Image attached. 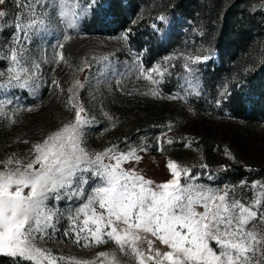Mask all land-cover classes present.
<instances>
[{"label": "rangeland", "instance_id": "rangeland-1", "mask_svg": "<svg viewBox=\"0 0 264 264\" xmlns=\"http://www.w3.org/2000/svg\"><path fill=\"white\" fill-rule=\"evenodd\" d=\"M121 1L127 7L123 28H118L108 13L106 0H94L90 8L86 7L89 0H79L86 14L80 17L75 29H67L53 13L51 30L42 38L33 39L29 45L32 54L38 56L42 49L46 50L49 60L53 46L63 42L69 63H41L39 87L35 90L0 89V100L12 99V104L6 106L8 114L19 109L15 124L0 117V159L12 153L25 156L31 143L74 119L73 111L66 107L67 89L78 79L84 85L78 89V102L94 118L84 130L90 151H103L113 144L121 151L130 147L144 149L137 152L139 161L133 160L124 167L135 168L146 179L159 184L171 179L167 168L171 159L189 167L197 177L196 183L213 188L236 186L235 196L250 201L256 191L252 183L264 182V0H242L236 5L234 0H222L215 5L212 0H184L182 5L194 10L193 17L185 16L178 0ZM132 3L136 6L127 12ZM200 4L206 10L199 11ZM230 4L237 9L241 24L253 20L256 26H250L252 36L248 43L241 45L230 59L226 58L230 61L226 62L225 72L211 83L215 96L204 101L197 88V63H190L187 58L209 56L198 63H219L216 33L224 9ZM0 11L8 13L10 24L17 8L13 0H5ZM161 15L165 20L159 19ZM95 18L98 25L91 29L89 24ZM12 31L5 26L0 32V47H8ZM66 33L71 39L65 42ZM186 63L194 69L193 73L186 70ZM138 65L145 69L161 65L167 71L163 77H157L159 84L152 85L137 78ZM7 66L8 62L0 58V71H6ZM81 67L83 71L78 70ZM239 70L244 71L241 76L237 74ZM174 75L179 82L171 81ZM54 79L60 82L63 92L52 85ZM149 89L158 90L159 98L142 94ZM234 91L242 93L250 108L248 114L238 116L231 112L227 103ZM172 96L180 98H168ZM254 106L258 110L252 114ZM29 108L32 111L26 110ZM169 139L173 143H167ZM24 140L29 143H23ZM228 165H242L248 171L230 175L223 170ZM242 181L246 182L243 187ZM70 204L62 201L58 207L64 210ZM68 228L66 216L61 217L52 239L42 246L56 256L92 260L94 264H110L111 257L98 258V252H115L121 264H135L120 254L113 242L90 249L83 248V242L77 245L73 236L64 235ZM256 228L264 225L257 221ZM140 247L147 250V243Z\"/></svg>", "mask_w": 264, "mask_h": 264}, {"label": "snow or ice", "instance_id": "snow-or-ice-1", "mask_svg": "<svg viewBox=\"0 0 264 264\" xmlns=\"http://www.w3.org/2000/svg\"><path fill=\"white\" fill-rule=\"evenodd\" d=\"M3 3L5 0H0ZM13 3L17 12L10 24L8 13L0 11V32L5 26L13 29L8 47H0V58L8 62L6 71H0V89L35 90L41 63L69 62L63 42L53 46L51 60L43 49L38 56L33 55L29 45L51 30L53 13L71 30L86 8L79 0ZM93 4L94 0H89L86 7ZM70 39L67 33L63 36L65 42ZM209 58L190 56L187 60L198 63ZM185 68L194 72L189 63ZM78 70L83 71V67ZM166 71L161 65L150 69L138 65L137 78L157 85V77ZM51 83L64 91L59 81ZM83 86L76 79L67 89L66 107L73 111L74 119L31 143L25 156L12 153L0 159V254L24 264H94L92 260L56 256L42 246L52 239L61 217L66 216L69 228L64 235L73 236L74 243L83 242L82 247L90 249L113 242L119 253L135 264H264V228H256L257 221L264 225V182L252 183L254 198L245 202L235 196L236 186L213 188L196 183L189 167L171 159L167 163L171 179L159 184L135 168L124 167L139 161L137 152L144 149L121 151L113 144L103 151H90L84 130L94 118L78 102V89ZM142 94L160 96L156 89ZM11 104L10 98L0 100V117L15 124L19 109L9 115L6 106ZM62 201L71 204L61 210L58 204ZM144 242L147 250L140 247ZM97 257H111L110 264H121L115 252L100 251Z\"/></svg>", "mask_w": 264, "mask_h": 264}, {"label": "trees", "instance_id": "trees-1", "mask_svg": "<svg viewBox=\"0 0 264 264\" xmlns=\"http://www.w3.org/2000/svg\"><path fill=\"white\" fill-rule=\"evenodd\" d=\"M240 1L242 0H234L233 4L236 5L240 3ZM220 2H222V0H212V5L218 4ZM106 3L108 5L107 11L115 19L117 27H125L127 20V7L125 8L121 0H106ZM182 3L184 4V0H178L177 5L180 7L181 10H183V13L185 12V16L193 17L192 13L194 10H192V8H190V6L188 5H182ZM194 3L196 4L197 2ZM135 6L136 5L132 3L130 7H128L127 12L133 10ZM233 8L234 7L232 6V4L226 6V9H224V15L222 16L216 33L215 45L220 55L219 63H212L208 65L197 63V88H199L201 100L204 101H207L215 96V91L213 89L214 86L211 85V83L225 72L226 62L230 61L229 59L232 56V53H237L239 51L240 46L248 43L250 37L252 36L250 26L252 27L254 25V21L251 20V22L249 23L241 24L240 20L236 17L237 14L235 12L237 11V9L234 8V13H231V11L233 12ZM198 10L203 11L206 10V8L204 9V5L200 4L198 6ZM235 24H238V27H236ZM97 25L98 21L96 18L89 24L91 29H95ZM254 26H256V24ZM171 38L174 39V35H172ZM227 57H229V61L226 59ZM243 72L244 71L239 70L237 72V74L239 73L238 76H241ZM249 74L250 73H248L247 75ZM245 75L246 72L244 76ZM171 81L173 83H177L179 82V77L174 75L171 78ZM257 92L258 91L256 90V93ZM227 104L229 105L231 112L238 116H244L250 111L249 105L242 99V93H240L239 91L233 92V94L228 98ZM257 110L258 109L254 106V108H252L251 110V113H256ZM247 169V167L242 165H228L223 168L224 172L230 175L246 173L248 171ZM0 264H24V262H18L15 258L0 254Z\"/></svg>", "mask_w": 264, "mask_h": 264}]
</instances>
